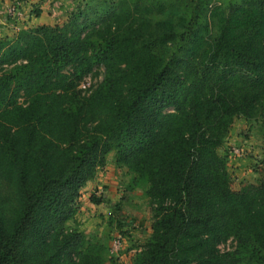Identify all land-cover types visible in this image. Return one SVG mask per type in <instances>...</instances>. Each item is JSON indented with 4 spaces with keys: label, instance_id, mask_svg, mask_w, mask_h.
Here are the masks:
<instances>
[{
    "label": "trees",
    "instance_id": "trees-1",
    "mask_svg": "<svg viewBox=\"0 0 264 264\" xmlns=\"http://www.w3.org/2000/svg\"><path fill=\"white\" fill-rule=\"evenodd\" d=\"M239 116L264 127V0H87L1 39L0 264H120L68 224L111 152L154 211L133 264H264V174L235 189L221 151Z\"/></svg>",
    "mask_w": 264,
    "mask_h": 264
},
{
    "label": "rangeland",
    "instance_id": "rangeland-1",
    "mask_svg": "<svg viewBox=\"0 0 264 264\" xmlns=\"http://www.w3.org/2000/svg\"><path fill=\"white\" fill-rule=\"evenodd\" d=\"M20 1L14 0L13 4ZM25 1L23 6H19L22 17L12 20L19 29L13 25L12 29L3 32L0 40L14 39L24 25L31 26L40 5L46 6V21L51 20L56 24L65 22L87 0ZM36 26L39 25L32 27ZM96 72L98 74L93 79L98 84L103 80L104 67H99ZM233 149L240 153H234ZM221 151H228L231 157L230 169L235 189L246 183L261 181L264 174V127L261 122H249L243 116L237 117ZM130 180L127 169L116 164L115 153H109L106 165L99 170L96 178L81 189L77 215L68 223L69 227L84 232L91 241L104 243L110 250L109 254L115 255L120 264L134 263L137 253L152 232L154 220V211L145 191L141 188L130 189ZM98 198L102 200L100 203L94 201ZM234 244L230 240L221 248L230 249Z\"/></svg>",
    "mask_w": 264,
    "mask_h": 264
},
{
    "label": "crops",
    "instance_id": "crops-1",
    "mask_svg": "<svg viewBox=\"0 0 264 264\" xmlns=\"http://www.w3.org/2000/svg\"><path fill=\"white\" fill-rule=\"evenodd\" d=\"M14 0H0V36H2L3 32L8 30L9 28L12 29V26L14 25L15 28H18L19 29V26H17V24L13 23L12 22V17L8 16L6 13H5V10H6V6L13 3ZM20 5L23 4L26 2L25 0H21L20 1ZM45 5H40V10H37V13H36V16H34V18H32L31 20V26H27V25H24L23 28H28V27H32L34 25H43V24H51V25H54L53 23L54 22H51L50 21H46L48 16H47V12L45 10ZM230 168H231V165H230Z\"/></svg>",
    "mask_w": 264,
    "mask_h": 264
},
{
    "label": "built area",
    "instance_id": "built-area-1",
    "mask_svg": "<svg viewBox=\"0 0 264 264\" xmlns=\"http://www.w3.org/2000/svg\"><path fill=\"white\" fill-rule=\"evenodd\" d=\"M19 6H20V2L16 4L13 3L9 4L6 6L5 13L8 16L12 17V19L17 20L21 18L23 15ZM93 78L95 77L92 74L85 76L80 82L79 85L80 89H82L85 93L91 91L97 85L96 80H94ZM234 153L239 154L240 152L238 150H234Z\"/></svg>",
    "mask_w": 264,
    "mask_h": 264
}]
</instances>
